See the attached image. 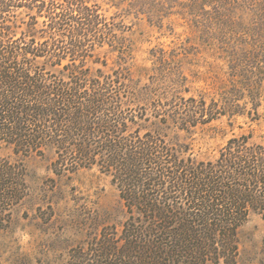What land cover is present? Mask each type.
<instances>
[{
	"label": "trees",
	"instance_id": "trees-1",
	"mask_svg": "<svg viewBox=\"0 0 264 264\" xmlns=\"http://www.w3.org/2000/svg\"><path fill=\"white\" fill-rule=\"evenodd\" d=\"M121 26L93 0H0V143L21 157L51 151L58 175L111 176L125 218L71 248L72 264H236L240 226L252 212L264 219V142L234 135L202 159L172 141L170 130L225 113L202 96L139 103L132 71L104 69L97 54L125 53ZM24 176L0 157V229Z\"/></svg>",
	"mask_w": 264,
	"mask_h": 264
},
{
	"label": "rangeland",
	"instance_id": "rangeland-1",
	"mask_svg": "<svg viewBox=\"0 0 264 264\" xmlns=\"http://www.w3.org/2000/svg\"><path fill=\"white\" fill-rule=\"evenodd\" d=\"M93 1L124 25L125 53L105 44L97 54L104 69L132 71L139 103L202 96L225 113L188 132L170 130L172 141L188 142L202 159H213L234 135L264 142V0ZM0 157L22 163L26 187L0 229V264H72L71 248L125 218L111 176L96 167L58 175L51 151L21 157L1 143ZM238 234L236 264H264L261 215L252 212Z\"/></svg>",
	"mask_w": 264,
	"mask_h": 264
}]
</instances>
